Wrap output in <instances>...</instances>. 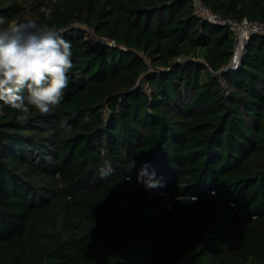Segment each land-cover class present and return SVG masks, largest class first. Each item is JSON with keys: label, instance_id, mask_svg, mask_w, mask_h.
Returning <instances> with one entry per match:
<instances>
[{"label": "trees", "instance_id": "1", "mask_svg": "<svg viewBox=\"0 0 264 264\" xmlns=\"http://www.w3.org/2000/svg\"><path fill=\"white\" fill-rule=\"evenodd\" d=\"M199 1L264 23V0ZM194 3L0 0L74 65L48 113L0 102V264H264V35L229 70L235 35Z\"/></svg>", "mask_w": 264, "mask_h": 264}, {"label": "clouds", "instance_id": "2", "mask_svg": "<svg viewBox=\"0 0 264 264\" xmlns=\"http://www.w3.org/2000/svg\"><path fill=\"white\" fill-rule=\"evenodd\" d=\"M6 17H0L4 25ZM72 45L54 27L39 25L35 20H26L0 28V102L18 110L27 119L32 106L40 113H48L50 106L63 100L69 84L72 63ZM59 127H66L61 121ZM148 165L141 167L137 183L152 190L164 187ZM114 172L110 162L99 168L101 179Z\"/></svg>", "mask_w": 264, "mask_h": 264}, {"label": "built area", "instance_id": "3", "mask_svg": "<svg viewBox=\"0 0 264 264\" xmlns=\"http://www.w3.org/2000/svg\"><path fill=\"white\" fill-rule=\"evenodd\" d=\"M194 5L197 12L203 18H206L213 24L228 25L232 30L236 38V46L228 69L237 70L250 36L254 34L264 35V23L249 21L247 19L240 22H236L232 19H222L210 9L203 6L199 0H195Z\"/></svg>", "mask_w": 264, "mask_h": 264}]
</instances>
